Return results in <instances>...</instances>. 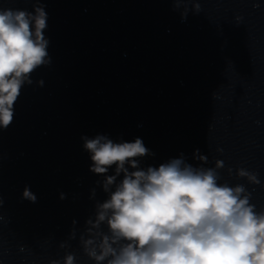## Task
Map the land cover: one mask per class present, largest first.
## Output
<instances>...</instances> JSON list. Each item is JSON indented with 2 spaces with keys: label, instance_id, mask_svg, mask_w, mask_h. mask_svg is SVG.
<instances>
[{
  "label": "clouds",
  "instance_id": "clouds-1",
  "mask_svg": "<svg viewBox=\"0 0 264 264\" xmlns=\"http://www.w3.org/2000/svg\"><path fill=\"white\" fill-rule=\"evenodd\" d=\"M193 9L199 13L198 0H193ZM181 16L186 18L187 11ZM46 28L40 0L31 12L0 7V128L12 124L15 103L24 85L33 83L32 73L51 62ZM38 83L43 86L42 80ZM82 139L90 153V171L104 176L97 183L107 194L96 203L79 238L95 264H264V210L257 211L243 184L218 182L223 160H216L214 168L197 167L181 153L158 167L142 168L140 158L154 153L141 138L119 143L105 135ZM193 159L207 163L199 149ZM237 176L252 185L261 183L257 173L244 168ZM22 195L36 201L27 187ZM75 236L73 229L70 238ZM75 259L66 254L63 264H75Z\"/></svg>",
  "mask_w": 264,
  "mask_h": 264
}]
</instances>
